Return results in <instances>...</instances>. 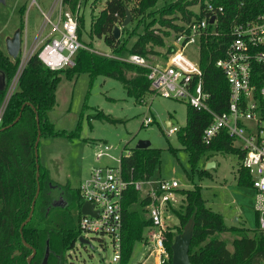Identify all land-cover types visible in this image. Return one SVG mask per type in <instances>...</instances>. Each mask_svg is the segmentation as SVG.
<instances>
[{
    "label": "trees",
    "instance_id": "16d2710c",
    "mask_svg": "<svg viewBox=\"0 0 264 264\" xmlns=\"http://www.w3.org/2000/svg\"><path fill=\"white\" fill-rule=\"evenodd\" d=\"M79 1L62 0V4L71 11H75L78 7L80 12ZM156 2L157 0H104V7L96 14L94 2L91 5L88 31L90 42H84L82 36L84 28L82 13L77 27L79 40L92 48L91 39L102 38L109 47L111 55L121 56L126 52H134L148 60L147 55L158 53L153 50L154 46H165L163 55L165 57L170 48L164 44L163 38L168 36L169 32L157 27L153 28V22L171 29L174 33H179L183 31L185 24L202 17L206 3L221 6V12L213 17L211 23L208 22L205 34L199 38L198 65L202 73V88L208 93V106L215 112L226 110L228 86L214 62L224 55L232 38L231 26L250 21L264 13V0H174L153 8ZM195 4L197 12L188 8ZM126 9L130 13V21L125 26H120ZM23 11L24 6L20 8V13ZM174 20L180 23L176 24ZM141 22V30L135 33L136 26ZM115 25L119 27L117 39H114L112 34ZM258 49L264 50V45ZM19 61L20 55L12 59L0 47V72L3 73L7 86L17 71ZM81 72H89L91 76L102 73L119 80L126 93L138 103L143 100L145 93L152 91L146 78V68L89 49H78L75 65L72 68L51 70L42 64L36 53L28 59L5 105L0 124V264H28L27 258L32 254V249L36 253L30 264H41L47 240L50 249L48 264H66V255L73 248L80 234L67 227L65 215L68 203L80 208L83 198L79 188H66L74 199L69 197V202L61 207L51 205L47 212L50 205L47 195L49 183L54 182L39 158L36 161L34 143L38 129L41 136L68 138L77 133V130L72 132L55 130L49 121L48 111L55 105V90L62 75L70 78ZM259 84L260 82L257 85ZM5 94L6 89H0V107ZM26 102L29 104H25ZM260 102L264 104V99H260ZM23 104L25 105L21 109ZM20 111L18 121L6 127L14 121ZM94 117L109 122L118 121L102 111H98ZM210 120L209 114L197 111L185 103L184 125L176 128L174 132L176 139L188 154V162L192 169L197 158L206 151L234 152L239 160L237 184L251 186L250 176L240 164L242 154L232 146V139L224 129L207 142L202 140V130ZM129 151L128 156L120 157L123 172L125 174L130 172L133 179H149L158 162L160 150L149 145L146 148L133 147ZM37 163L40 190L35 200L32 217L20 232V226L29 215L36 192ZM200 173H204V170ZM179 192L183 195L181 204L177 208L168 205L169 212L178 224L176 227L175 225L169 227L165 233L166 259L162 264L170 263L172 240L182 231L189 219L193 222L192 236L187 250L189 264H261L264 261V232L258 228L256 216L252 229L227 228L221 214L213 212L205 205L199 186L180 189ZM147 202V197L140 195V192L134 190L132 186H128L124 191L120 203L122 226L119 264L127 263L134 243L142 241L144 230L151 226L146 217ZM225 232L238 235L231 241L230 251L216 236ZM23 241L31 249L27 248Z\"/></svg>",
    "mask_w": 264,
    "mask_h": 264
},
{
    "label": "rangeland",
    "instance_id": "374dc122",
    "mask_svg": "<svg viewBox=\"0 0 264 264\" xmlns=\"http://www.w3.org/2000/svg\"><path fill=\"white\" fill-rule=\"evenodd\" d=\"M54 1L6 0L5 3H0V47L6 52V38L12 36L16 29H20L22 21L21 50L29 51L43 24L44 14L50 10ZM172 1L174 0H157L153 8ZM94 2L96 14L104 7V0H80L78 4L80 12L78 7L75 11L65 7L68 11L77 13L78 19L80 13L83 14L82 36L86 43L90 42L88 31L91 5ZM22 6L24 11L20 13ZM188 8L197 12L196 4ZM55 18L54 13L53 19ZM173 22L180 23L178 20ZM141 25L142 22L136 26L135 33L141 30ZM152 26L169 32L168 36L163 38L164 44L168 45L175 33L171 29L161 27L157 22H153ZM49 29L47 26L44 34ZM91 45L90 49L95 53L110 54V49L102 38H92ZM153 50L158 53L147 56L151 63H157L158 60H162L165 46H154ZM183 51L190 60H197V43L185 46ZM98 111L118 121L109 122L94 117ZM146 116L150 117L151 122L145 125L142 119ZM48 118L55 130L67 132L77 130L76 134L68 138L45 135L40 137L37 148L38 158L41 164L43 162L42 166L45 165L49 177L55 184L65 188H78L88 177L93 166L116 165L118 158L133 148L137 140L147 139L151 147L160 150L158 162L150 177L152 185L159 178L173 179L178 184V189L175 191L176 201L171 207L177 208L181 204L183 195L180 194V189L197 185L200 187V195L205 205L213 212L221 214L227 228H253V189L248 185L237 184L239 166L237 154L230 151H206L197 158L192 169L188 162V154L176 139V133L166 135V121L177 128L184 125V101L161 97L152 90L145 93L143 100L138 103L126 93L119 80L105 74L98 73L91 76L89 72H81L70 78L63 74L56 87L55 105L48 111ZM105 144L109 146L107 153L97 157L98 151ZM208 161H213L214 166L205 168ZM202 170L204 173H200ZM49 203V206H58L50 199ZM65 215L67 227L89 241V245H83L76 240L73 248L66 255V264H114L111 261L113 251L109 237L81 234L78 224L79 208L74 204L68 203ZM164 216L167 225L176 227L178 222L169 210ZM149 228L144 230L143 237ZM216 236L218 240L224 242L229 251L231 241L238 237L232 232ZM148 250L149 247L144 246L142 241H136L126 264L142 262L148 264L151 259L144 260Z\"/></svg>",
    "mask_w": 264,
    "mask_h": 264
},
{
    "label": "built area",
    "instance_id": "2783aa9c",
    "mask_svg": "<svg viewBox=\"0 0 264 264\" xmlns=\"http://www.w3.org/2000/svg\"><path fill=\"white\" fill-rule=\"evenodd\" d=\"M221 10V6L206 3L201 18L191 20L184 25L182 32L173 34L168 43L169 52L157 63H151L143 55L134 52H126L121 56L98 54L146 68V78L157 95L184 101L191 108L209 114L211 120L203 128L201 135L204 142L221 129L227 132L232 139V146L242 154L240 164L249 174L250 187L253 189L252 210L257 218L258 228L264 232V104L260 102V99H264V50L258 49L264 45V13L250 21L232 25V38L224 55L214 62L228 86L227 106L222 112H215L208 106V93L202 88L198 58L196 61L190 60L183 51L185 46L194 42L198 47L199 38L205 34L208 18L215 17ZM47 26L50 29L44 34ZM77 27L78 14L68 11L62 0H55L50 10L44 14L43 24L29 51L21 50L19 53L17 71L6 88L0 107V124L3 110L16 87L18 77L33 54L36 53L47 68L58 70L75 64L79 48L92 50L79 40ZM150 122L148 116L142 119L145 125ZM176 128L169 123L166 135L172 134ZM108 149L107 144L103 145L97 157L106 154ZM129 154L128 150L121 156ZM120 157L116 165L93 166L88 177L78 187L82 202H89L93 206V212H97L96 216L80 215L79 230L81 234L108 236L113 251L111 261L119 264L122 226L120 203L126 188L132 186L148 199L145 206L146 217L151 226L142 240V244L149 247L144 260L150 258L148 264H162L166 259L165 233L172 226L165 223L164 215L168 205L176 201L178 184L173 179L165 178L157 179L153 185L150 178L133 179L130 172L125 174L121 169ZM80 237L86 239L79 234L77 240Z\"/></svg>",
    "mask_w": 264,
    "mask_h": 264
},
{
    "label": "water",
    "instance_id": "95a60500",
    "mask_svg": "<svg viewBox=\"0 0 264 264\" xmlns=\"http://www.w3.org/2000/svg\"><path fill=\"white\" fill-rule=\"evenodd\" d=\"M6 0H0V3H5ZM213 20V16H210L208 18V22L211 23ZM130 21V13L129 11L126 9L125 10V17L123 18V20L120 23V26H125L128 22ZM112 34H113V38L117 39L119 37V27L118 26H114L112 28ZM21 43H22V38H21V30L20 29H16L15 32L12 34V36L7 37L5 40V49H6V53L12 58L15 59L20 51H21ZM7 87V83L5 81L4 75L3 73L0 72V89L4 90ZM25 104H29L28 102H26ZM23 104L21 106V109H23L24 105ZM21 115V111L19 112L18 116L14 119V121L7 125L6 127L11 126L13 123H16L18 121V119L20 118ZM36 122L38 124V115L36 113ZM166 126H168L169 122L166 121L165 122ZM40 131L38 129L37 132V136H36V140L34 143V153H35V158L36 161H38V143L40 140ZM150 144L149 140L147 139H140L137 140L136 144H135V148H146L148 147ZM214 166V162L213 161H209L205 164V168H210ZM39 164L37 163L36 165V178H37V186H36V192L34 195V198L31 202V206H30V212L29 215L27 217V219L21 224L20 226V232L22 231V228L30 221L32 214H33V210H34V204H35V200L38 196L39 190H40V185L38 182V176H39ZM52 187H57V185L52 182L49 183V188ZM58 206H63V204H58ZM51 206H48L47 208V212L50 209ZM92 204H90L87 201H84L81 203L80 205V214L81 215H92V216H96L97 212H93L92 210ZM192 228H193V222L192 219H189L187 221V223L183 226L182 231L175 235L171 246H170V251H171V257H170V263L169 264H189L188 262V257H187V250H188V245L192 236ZM80 241L81 244L83 245H89V241L87 239H84L82 237H80L78 239ZM23 244L27 247L30 248L31 247L29 245H27L24 241ZM35 250L32 249V254L27 258V263L30 264L32 258L35 255ZM49 256H50V249H49V242L48 240L46 241V245H45V250H44V254L41 260V264H48V260H49Z\"/></svg>",
    "mask_w": 264,
    "mask_h": 264
},
{
    "label": "flooded vegetation",
    "instance_id": "af4514ba",
    "mask_svg": "<svg viewBox=\"0 0 264 264\" xmlns=\"http://www.w3.org/2000/svg\"><path fill=\"white\" fill-rule=\"evenodd\" d=\"M55 185V183H54ZM57 187H52V188H49L48 190V197L51 201H53L56 205H58L59 203L60 204H63L66 205L67 202H69V197L73 200L74 199V196L71 195L68 190L63 187V186H60L58 184H56ZM76 206V205H75ZM61 207V206H60ZM80 208H79V217H80Z\"/></svg>",
    "mask_w": 264,
    "mask_h": 264
},
{
    "label": "crops",
    "instance_id": "0c3cea01",
    "mask_svg": "<svg viewBox=\"0 0 264 264\" xmlns=\"http://www.w3.org/2000/svg\"><path fill=\"white\" fill-rule=\"evenodd\" d=\"M208 162H209V161H208ZM42 164H43V162H42ZM44 166H45V165H44ZM45 168H46V167H45ZM51 180H52V179H51ZM252 213H253V210H252ZM253 216H255L254 213H253Z\"/></svg>",
    "mask_w": 264,
    "mask_h": 264
}]
</instances>
